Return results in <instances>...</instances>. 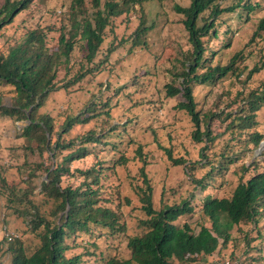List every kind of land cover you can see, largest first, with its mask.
Returning <instances> with one entry per match:
<instances>
[{
	"label": "trees",
	"instance_id": "16d2710c",
	"mask_svg": "<svg viewBox=\"0 0 264 264\" xmlns=\"http://www.w3.org/2000/svg\"><path fill=\"white\" fill-rule=\"evenodd\" d=\"M32 1L5 0L0 7V30ZM160 1L164 3V0H73L62 24L56 29L51 27L52 32H59L54 46L48 44L50 29L36 27L10 45L6 54L0 52V124L21 125L15 137L22 139L19 148L14 143L9 146L11 153L6 156L9 165L7 162L0 165V196L6 219L3 217L0 224V263L4 257L11 259L9 264H214L238 258L233 249L240 240L234 236L242 232L245 245L259 253L249 257L246 251L245 259L240 262L264 264L261 254L264 242L259 235L264 234V147L260 148L264 133L256 128L255 119L264 104V83L250 91L245 87L239 91L241 104L238 111L222 108L206 113L197 109L192 86L193 82H213L228 74H235L243 85L246 83L242 80L246 67L238 65L244 56L235 54L224 63L219 51L209 45L218 39L222 17L244 15L249 18L258 7V1L188 0L184 6L174 4L175 11L182 16L190 48L177 59L176 78L173 84L166 86V95L183 96L177 107L191 116L196 127L191 135L193 142H203L198 151L201 161H191L185 167L188 184L205 190L208 187L205 175L196 176L199 169L209 164L212 169L218 167V172L228 171L231 162L242 159L240 164H235L234 172L240 175L230 196L208 193L197 200L201 217L209 221V226L202 223L195 231L190 221H184L191 220L196 210L187 197L171 205L163 203L158 208L154 205V186L146 169L150 164L149 156L143 153L139 144L134 158L141 165L142 179L141 183L135 184L134 192L136 208L144 216L137 222L139 232L129 233L126 213L122 210L123 205L131 203L129 197L124 204L121 200L115 206L112 203L114 199L110 195L118 191L109 194V184L104 182L108 164L92 155L122 124L126 127L123 132L129 133L128 126L135 117L124 114L126 120L122 121L123 115L113 116L120 100L114 105L112 102L124 88L140 87L137 78L128 79L115 91L105 82V90L92 93L78 114L60 112L53 116L40 112L53 93L77 88L86 80L89 82L98 71L106 70L108 57L97 59V53L104 43L107 28L110 26L115 33L117 21L123 14L131 15L137 10L141 20L132 33L133 43L135 46L145 44L141 37L153 27L148 25L145 5ZM89 5H93L92 13H89ZM259 21L262 22L260 30H264V18ZM229 44L226 39L223 48ZM80 49L81 53H78ZM262 68L264 60L248 72L247 80ZM60 70L64 71L62 78L59 77ZM6 93L11 94L9 105L5 101ZM144 108L149 107L141 100L128 111ZM93 120L103 125L100 131L90 128L82 135L69 137L76 126ZM225 131H230L228 137L224 136ZM216 137L221 140L225 137V142L217 149L213 147ZM12 141L14 139L10 138ZM159 146L173 165L188 162L184 157L175 158L171 147ZM112 147L100 150L111 152L117 148L115 144ZM209 149H215L212 157L220 156L225 163L215 161L208 153ZM46 152L49 155H43ZM12 153L16 154L14 158L10 156ZM249 155L253 158L244 162ZM20 157L23 163L18 169L22 179L19 183L9 184L3 171ZM44 158L49 161L48 165ZM89 158L88 166H82ZM118 160L125 163L128 158L122 154ZM40 169L46 177L38 180ZM67 179L72 181L66 183ZM186 185L181 184L179 188L186 191ZM189 196L195 199L193 192ZM51 202L54 205L50 207ZM42 205L47 206L44 213ZM184 216L186 218L182 219ZM19 218L25 220L29 231L38 237L33 247L27 245L23 236L15 237L9 228L13 224L10 222ZM86 236L91 240L85 242ZM123 239L127 240L131 252L128 258H121L117 253ZM82 241L86 251L76 253ZM230 244L234 247L226 256Z\"/></svg>",
	"mask_w": 264,
	"mask_h": 264
},
{
	"label": "rangeland",
	"instance_id": "374dc122",
	"mask_svg": "<svg viewBox=\"0 0 264 264\" xmlns=\"http://www.w3.org/2000/svg\"><path fill=\"white\" fill-rule=\"evenodd\" d=\"M253 1H258L259 5L249 18L244 15H240L238 18L237 15L222 17L218 39L211 41L209 45L211 49L219 51V55L223 56L222 61L224 63H227L235 54L244 56V60L238 65L241 68L246 67V72L242 76V80H246V83L243 85V82H240L235 74H228L208 83L193 82L195 99L198 103L197 109L202 113L222 108L224 111L239 110L241 104L238 95L239 91L243 87L250 91L264 83V68L259 72L252 73L250 79L247 80L248 72L255 65H260L264 60V30H260L262 22L259 21L264 18V0ZM4 2L5 0H0V7H2ZM72 2L73 0H33L10 24L0 30V52L6 54L10 45H13L24 37L29 30L36 27L50 29L48 31V44L49 46H54L59 32H52L51 27L56 29L62 24L65 17L64 14L67 13ZM187 2L188 0H164V3L160 1L146 4L144 11L147 22L148 25H153V27L141 37L145 44L141 43L137 46L133 43L134 35L132 33L141 20L140 15L136 13L137 10L131 12V15L123 14L121 19L117 21L115 33L111 31L110 26L107 28L104 43L99 53H97V59L105 60L108 57L105 63L106 70L102 73L98 71L95 77L90 78L89 82L86 80L83 85L77 86V88L74 87L69 91L60 90L53 93L40 110L41 113L48 112L53 116H57L60 112L63 114L68 112L78 114L91 99L92 93L98 94V90L102 88L105 90V87H103L105 82L112 86L115 91L117 87L123 85L122 83L130 78L139 80L140 87L124 88L112 102L114 105L117 100H120L119 107L113 110V116L123 115L122 121L126 120L124 114L128 117H135L128 126L129 133L123 132L126 127L122 124V127L110 133L99 144L92 155L108 164V166H105L107 167L105 170L107 178L104 179V182L109 184V194L118 191V193L110 195L114 199L112 202L114 206L119 200L124 204L126 197H129L131 201L128 206L123 205L122 207V210L126 213L129 233L139 232L137 222L139 218L144 217L143 212L136 208L138 204L136 196H134L135 184L142 181L139 174L141 165L134 159L137 144L142 146L143 153L149 156L150 164L147 165L146 169L154 186V205L157 208L161 207L163 203L171 205L179 203L183 198L187 197L196 210L191 220L185 219L184 221H190L195 231L200 229L202 223L209 226V221H204L201 217V209L197 206V200L208 193L213 195L220 193L221 196H230L238 183L240 173L237 175L234 169L236 167L235 164H240L242 159L231 162L228 171L218 172V167L212 169V167H208L209 164H205L203 168L199 169L196 172V176L205 175V181L208 184L205 190L188 184L190 182L188 181L185 167L191 161H201L198 151L203 142L201 141V144L193 142L191 135L196 127L191 116L177 107L180 100L184 99L183 96L168 97L166 95V86L173 84L176 78L174 72L177 69L174 66L179 65L177 59L182 58L190 48L188 33L183 26L182 16L175 11L174 7V4L184 6ZM88 10L89 13H92L93 5H89ZM226 39H228V42L230 41V44L225 49L223 46ZM78 53H81V49ZM59 73V77L62 78L64 71L60 70ZM176 83L179 86V83ZM126 92L127 94H125ZM6 95L5 101L9 105L11 94L6 93ZM141 100L149 108H144L143 110L131 109L128 111L132 105ZM255 119L258 123L256 128L264 133V104L256 114ZM100 126L103 125L98 120H93L89 124L78 125L73 129V133L69 137L82 135L90 128L100 131ZM17 128H21V125L16 126L11 122L0 124V165L7 162L6 156L11 153V151L9 152V146L14 143L15 147L19 148L22 143V139L15 137ZM217 129H219L218 123ZM229 134L230 131H225L224 136L228 137ZM10 138L14 139V141L10 142ZM224 142L225 137L222 140L220 137H216L213 147L217 149ZM114 144L117 146L116 150L111 152L100 150L112 149ZM159 145L171 147L175 158L184 157L188 162L183 165H173ZM213 152H215V149L208 150L211 157ZM121 153L128 158L127 162L123 163L118 160L119 155H122ZM43 155H49V153L46 152ZM10 156L14 158L16 154L12 153ZM10 156L8 159L11 158ZM20 158L18 162H13L11 167L3 171V176L9 184L19 183L20 179H22L18 169L23 163V158ZM90 158L85 160L82 166H88ZM212 158L215 161L225 163V159L220 156ZM252 158L253 156L249 155L244 162L248 163ZM43 160L48 165L49 161L45 158ZM7 163L9 165V162ZM42 172L40 169L38 180H41L43 176L46 177V173L42 174ZM68 181L72 180L67 179L66 183ZM184 183L187 184L185 186L186 191L179 188ZM190 192H193L195 199L189 196ZM53 205L54 202H51L50 207ZM46 207L42 205L43 213ZM3 217L6 221L4 201L0 196V224ZM184 218L186 217H182V219ZM10 223H13L9 228L13 230L15 237L23 236L30 247L36 244L38 237L29 231L25 220L19 218ZM259 235L261 241L264 242V234L259 233ZM243 236L244 233L237 232L234 236L240 240L237 247L233 249L234 245L230 244L225 251L224 255L228 256L233 249L238 257L229 260L231 264H243L240 260L245 259L246 254L244 252L246 251L249 257L253 253H259L245 245ZM89 240L91 239L86 236L85 242ZM85 242H80L81 247L75 250L76 253L86 251L84 249ZM126 243L127 240L123 239L119 251H117L121 258H128L131 255ZM101 245L104 246L103 243ZM261 250V254L264 255V243ZM96 251L99 252V250ZM224 255H221L223 259ZM215 257H217V253ZM10 260L3 257L1 263L9 264ZM227 261H217L214 264H225Z\"/></svg>",
	"mask_w": 264,
	"mask_h": 264
},
{
	"label": "built area",
	"instance_id": "2783aa9c",
	"mask_svg": "<svg viewBox=\"0 0 264 264\" xmlns=\"http://www.w3.org/2000/svg\"><path fill=\"white\" fill-rule=\"evenodd\" d=\"M4 228L5 227H3L2 229L4 230ZM0 231H1V229H0ZM13 234V233H12ZM7 235H8V239H11V236H9V234L7 233ZM225 264H231L230 262H226Z\"/></svg>",
	"mask_w": 264,
	"mask_h": 264
},
{
	"label": "water",
	"instance_id": "95a60500",
	"mask_svg": "<svg viewBox=\"0 0 264 264\" xmlns=\"http://www.w3.org/2000/svg\"><path fill=\"white\" fill-rule=\"evenodd\" d=\"M263 147H264V141H262L260 148H263Z\"/></svg>",
	"mask_w": 264,
	"mask_h": 264
}]
</instances>
